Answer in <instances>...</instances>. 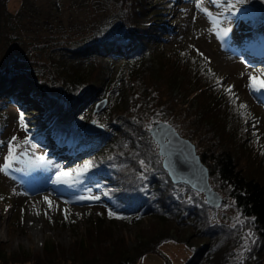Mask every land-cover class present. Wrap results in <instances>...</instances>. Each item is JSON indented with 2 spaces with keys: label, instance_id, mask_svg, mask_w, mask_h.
<instances>
[{
  "label": "trees",
  "instance_id": "obj_1",
  "mask_svg": "<svg viewBox=\"0 0 264 264\" xmlns=\"http://www.w3.org/2000/svg\"><path fill=\"white\" fill-rule=\"evenodd\" d=\"M8 1L0 0V109L10 104L24 121H34L25 130L33 145L81 165L93 162L87 173L69 179L97 192L92 201L101 204L103 217L68 251L43 245V255L30 259L0 245V264H138L171 240L193 246L185 264H231L235 258V264H264V150L250 114L211 68L196 56L164 55L176 0H108L115 12L82 42L61 50L50 75L58 87L54 96L44 81L10 64L17 61ZM221 3L228 23L236 21L245 34L240 52L246 61L264 67V0H245L231 12L224 10L226 0ZM101 100L106 105L94 114ZM27 111L36 115L28 118ZM91 121L103 128L95 137L83 132ZM154 122L167 123L194 146L211 189L237 215L233 225L209 217L215 208L205 205L202 194L171 184L147 132ZM3 129L0 122V135ZM146 218L152 223L132 240L111 234L116 221L131 226ZM180 226L193 233L176 238ZM10 227L20 228V221Z\"/></svg>",
  "mask_w": 264,
  "mask_h": 264
},
{
  "label": "rangeland",
  "instance_id": "obj_2",
  "mask_svg": "<svg viewBox=\"0 0 264 264\" xmlns=\"http://www.w3.org/2000/svg\"><path fill=\"white\" fill-rule=\"evenodd\" d=\"M221 1L217 0L215 5L209 0L202 3V7L212 13V18L219 21L214 28L209 18L195 8L193 0H176L171 9L174 25L171 35L162 43V51L164 55L174 51L196 56L211 68L217 81L230 87L237 101L246 106L244 109L253 120L258 145L263 151L264 87L261 85H264V76L261 72L264 67L249 64L240 52L245 34L236 21L228 23ZM148 3L153 5L155 0H148ZM7 9L13 15L9 36L17 61L10 64L44 81L46 92L53 96L58 93V87L50 75L55 74L54 65L63 53L61 50L82 42L115 12L108 0H9ZM246 21L250 23L249 19ZM222 29H229V33L218 36ZM4 56L5 46H2L1 66ZM250 76L257 79L250 82ZM26 113L28 118L36 115L35 112ZM21 117L10 104L0 109V122L4 125L0 135V165L4 164L12 137H16L14 143L18 145L14 153L17 159L12 161L11 168L0 171V245L7 254H24L34 259L43 255V245L68 251L74 241L86 234L90 224L102 219L103 209L100 203L92 201L97 192L90 186L74 183L69 179L72 174L66 184L52 183L57 171L75 168L81 161L74 162L58 155L57 151L46 152L29 141L25 144L28 140L25 130L34 121L23 120L22 126ZM71 191L73 193L69 194ZM82 196L88 199H79ZM220 205L214 212H208V216L217 223L233 225L237 221L236 213L227 201ZM17 219L20 228L12 229L10 223ZM102 223L107 226L106 222ZM151 223L148 218L131 226L116 221L109 228L114 236L132 240L137 231L146 229ZM174 230V236L179 239L193 233L185 226ZM192 247L177 240L167 241L160 245L157 254L146 255L138 264H185L192 259ZM235 263L236 258L231 264Z\"/></svg>",
  "mask_w": 264,
  "mask_h": 264
},
{
  "label": "water",
  "instance_id": "obj_3",
  "mask_svg": "<svg viewBox=\"0 0 264 264\" xmlns=\"http://www.w3.org/2000/svg\"><path fill=\"white\" fill-rule=\"evenodd\" d=\"M105 105V100L97 102L93 113L102 112ZM83 132L86 136L95 137L103 132V128L91 121ZM147 132L157 148L161 168L171 184H183L192 191L202 194L205 205L211 208L223 203L221 196L211 189L207 169L201 164L194 146L188 140L181 138L164 122L152 123Z\"/></svg>",
  "mask_w": 264,
  "mask_h": 264
},
{
  "label": "snow or ice",
  "instance_id": "obj_4",
  "mask_svg": "<svg viewBox=\"0 0 264 264\" xmlns=\"http://www.w3.org/2000/svg\"><path fill=\"white\" fill-rule=\"evenodd\" d=\"M194 4H195V8L204 13L210 20V22L213 24V27L215 28L216 25L219 23L218 20L213 19L212 18V13L208 11L207 8L202 7V3L203 0H193ZM210 3L212 4H217V0H209ZM245 2V0H233V2H227L226 0V8L224 9L225 11H229L231 12V10L237 5V4H243ZM221 15V13H217V16ZM196 17H193V21H195ZM228 34V29H222L219 33H217V35H227ZM261 76H264V71L261 72ZM250 82L251 81H255L257 78L255 76H250L249 77ZM217 83H219V81H217ZM252 87H255L254 84L251 85ZM262 87H264V85H261ZM259 90V89H257ZM226 92H231V88H227L225 89ZM245 105H240V108H245ZM21 125L23 126V118L21 117ZM150 127V126H149ZM16 141V137H12V140L9 142L8 144V152L7 154L4 156V164L0 165V171L6 170L11 168L12 166V161L14 159H17V157L15 156V148L18 147V145H16L14 142ZM25 144L28 143V140L26 139L24 141ZM93 162L92 161H85L82 165H77L75 168H70L67 170H60L56 172L55 175V179L52 180L53 184H66L68 183V177L70 176V174L75 173L77 176H81L84 173H87L89 171V168L92 166ZM141 164H143V161H141ZM77 183H79V180L76 181ZM105 195H107V193H105ZM46 202L50 203V201L47 200V197L44 198ZM79 199H88V197H79ZM92 199H99V197H92ZM113 214L109 213V216L111 217ZM249 236H251L252 234L249 233Z\"/></svg>",
  "mask_w": 264,
  "mask_h": 264
},
{
  "label": "bare ground",
  "instance_id": "obj_5",
  "mask_svg": "<svg viewBox=\"0 0 264 264\" xmlns=\"http://www.w3.org/2000/svg\"><path fill=\"white\" fill-rule=\"evenodd\" d=\"M37 233V232H36ZM23 240V239H22Z\"/></svg>",
  "mask_w": 264,
  "mask_h": 264
}]
</instances>
